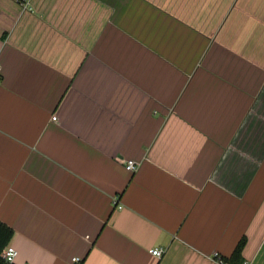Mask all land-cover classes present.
Here are the masks:
<instances>
[{
    "label": "crops",
    "instance_id": "0c3cea01",
    "mask_svg": "<svg viewBox=\"0 0 264 264\" xmlns=\"http://www.w3.org/2000/svg\"><path fill=\"white\" fill-rule=\"evenodd\" d=\"M0 68L13 264H264V0H0Z\"/></svg>",
    "mask_w": 264,
    "mask_h": 264
},
{
    "label": "built area",
    "instance_id": "2783aa9c",
    "mask_svg": "<svg viewBox=\"0 0 264 264\" xmlns=\"http://www.w3.org/2000/svg\"><path fill=\"white\" fill-rule=\"evenodd\" d=\"M0 72H1V68H0ZM55 117H52V120H55ZM140 166V162L135 161V160H126L124 162V168L126 171L130 172V173H134L136 172V170L138 169V167ZM114 204H117L116 199H114L113 201ZM117 208H121V206H117ZM17 251L10 245H7L2 252L0 253V258L8 264H13L16 257H17ZM151 254L157 258H160L163 255V251L161 249H152L151 250ZM212 259L217 263V264H225L223 259L219 256L218 253H214L212 255ZM71 262L73 264H79L80 259L77 257H73L71 259Z\"/></svg>",
    "mask_w": 264,
    "mask_h": 264
},
{
    "label": "trees",
    "instance_id": "16d2710c",
    "mask_svg": "<svg viewBox=\"0 0 264 264\" xmlns=\"http://www.w3.org/2000/svg\"><path fill=\"white\" fill-rule=\"evenodd\" d=\"M13 231L6 226L4 223L0 222V253L2 250L7 246L9 240L11 239ZM245 246V241L241 240L237 246L235 247L232 255L229 257L228 260H223L225 264H242V251ZM0 264H8L5 263L0 258Z\"/></svg>",
    "mask_w": 264,
    "mask_h": 264
}]
</instances>
